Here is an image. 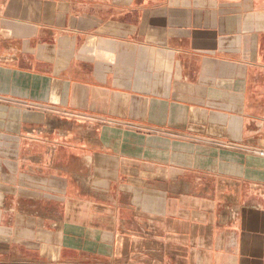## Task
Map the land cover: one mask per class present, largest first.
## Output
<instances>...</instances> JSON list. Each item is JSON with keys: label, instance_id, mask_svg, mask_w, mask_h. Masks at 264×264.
<instances>
[{"label": "crops", "instance_id": "obj_1", "mask_svg": "<svg viewBox=\"0 0 264 264\" xmlns=\"http://www.w3.org/2000/svg\"><path fill=\"white\" fill-rule=\"evenodd\" d=\"M264 0H0V264H264Z\"/></svg>", "mask_w": 264, "mask_h": 264}, {"label": "built area", "instance_id": "obj_2", "mask_svg": "<svg viewBox=\"0 0 264 264\" xmlns=\"http://www.w3.org/2000/svg\"><path fill=\"white\" fill-rule=\"evenodd\" d=\"M259 154L262 155V156H264V150H260L259 151Z\"/></svg>", "mask_w": 264, "mask_h": 264}]
</instances>
